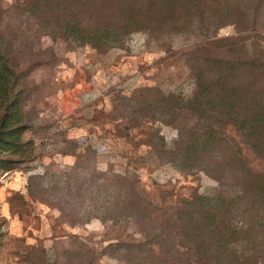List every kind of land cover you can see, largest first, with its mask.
I'll return each instance as SVG.
<instances>
[{"label":"rangeland","instance_id":"obj_1","mask_svg":"<svg viewBox=\"0 0 264 264\" xmlns=\"http://www.w3.org/2000/svg\"><path fill=\"white\" fill-rule=\"evenodd\" d=\"M15 1L2 3L12 10ZM75 1L70 7L57 0L56 16L71 15L102 30L118 23L116 3ZM261 16L259 25L226 24L215 37L210 19L204 26L194 20L155 35L137 31L118 43L106 37L102 49H95L65 36L57 26L61 17L46 35L26 14L6 15L8 30L20 25L13 56L26 75L30 130L24 139L34 141L36 152L28 166L0 171V264H43L44 256L49 264H66L80 242L98 249L101 264H125L102 250L122 233L102 222L117 209L114 176L133 180L137 172L140 190L153 193L165 185L181 197L199 190L206 206L216 203L219 187L212 178H187L164 164L142 144L148 141L144 128L133 125L141 123L144 132L158 134L154 143L172 148L178 132L165 125L163 99L192 94L195 47L231 37L239 52L251 54L264 45Z\"/></svg>","mask_w":264,"mask_h":264},{"label":"trees","instance_id":"obj_2","mask_svg":"<svg viewBox=\"0 0 264 264\" xmlns=\"http://www.w3.org/2000/svg\"><path fill=\"white\" fill-rule=\"evenodd\" d=\"M99 1L116 3L117 24L95 29L62 14L59 30L83 46L102 49L106 37L118 43L137 31L155 35L162 28L172 31L194 20L204 26L210 19L215 37L226 24L251 20L252 26L259 25L264 15V0L75 2ZM15 2L7 10L0 0V171L4 172L28 166L36 152L34 141L24 139L30 130L23 103L26 75L13 56L20 25L8 30L5 17L26 14L47 35L52 32L51 21H60L56 14L61 6L57 0ZM62 2L71 7L70 0ZM237 44L231 37H216L195 47L192 94L172 93L163 99L165 125L178 132L172 148L154 143L158 134L144 132L141 123L133 125L144 128L148 141L142 144L164 164L187 178L201 174L212 178L219 187L218 201L206 206L199 190L181 197L165 185L153 193L143 186L140 190L137 172L133 180L114 176L117 209L102 222L122 233L103 247L107 256L125 264H264V45L250 54L239 52ZM29 198L36 199L30 189ZM18 201L27 206L23 197ZM99 257L98 249L80 242L66 264H101ZM43 264H49L45 256Z\"/></svg>","mask_w":264,"mask_h":264}]
</instances>
